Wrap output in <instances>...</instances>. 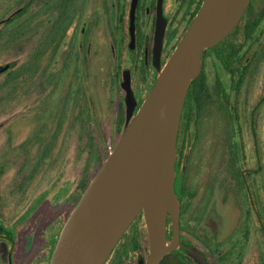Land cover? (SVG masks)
Segmentation results:
<instances>
[{
    "label": "flooded vegetation",
    "instance_id": "1",
    "mask_svg": "<svg viewBox=\"0 0 264 264\" xmlns=\"http://www.w3.org/2000/svg\"><path fill=\"white\" fill-rule=\"evenodd\" d=\"M22 2L18 13L0 20V33L9 29L14 47L28 48L5 60L2 65H14L0 74V264H50L69 215L109 155L91 116L83 170L80 139L68 140L66 150L68 112L79 106L85 85H67V71L74 64L83 74L104 43L110 91L122 95L121 135L124 78L137 111L204 0ZM24 29L23 46L17 38ZM205 51L178 133L180 210L176 225L171 215L167 219V237L176 248L160 264H200L195 257L202 264H264V0H250L235 29ZM72 123L81 136V107ZM139 219L144 226L132 240L141 247L118 252ZM124 236L105 264H145L143 214Z\"/></svg>",
    "mask_w": 264,
    "mask_h": 264
},
{
    "label": "water",
    "instance_id": "2",
    "mask_svg": "<svg viewBox=\"0 0 264 264\" xmlns=\"http://www.w3.org/2000/svg\"><path fill=\"white\" fill-rule=\"evenodd\" d=\"M249 2L204 0L137 111L130 82L124 78L127 109L122 133L69 215L50 264H105L141 214L149 238L145 264H160L176 248L167 237V219L171 215L176 225L180 210L176 155L186 98L202 71L204 51L235 29ZM161 37L160 32L157 58ZM13 65L0 64V74Z\"/></svg>",
    "mask_w": 264,
    "mask_h": 264
},
{
    "label": "rangeland",
    "instance_id": "3",
    "mask_svg": "<svg viewBox=\"0 0 264 264\" xmlns=\"http://www.w3.org/2000/svg\"><path fill=\"white\" fill-rule=\"evenodd\" d=\"M21 1L22 0H0V20L4 18L3 20L6 21L7 19L13 17L16 13H18V11L23 7H25L26 2L23 4V2L20 3ZM55 7H57V5ZM23 17L25 19L26 15H24ZM24 34L25 29L21 31L17 39H20ZM45 34L46 33L44 31L42 36H44ZM11 37L12 35L9 29L2 30V32L0 33V64L5 63L4 61L9 59L11 56H14V54H22V52L24 53L28 50L26 46L25 48L21 49H17L16 47H14V44L16 43H14L15 40H12ZM21 39L24 46L26 44V39L24 37H22ZM99 46L100 52L97 47L98 53L94 57L93 64L91 65V67L88 66V69H85L83 74H76V68H73L74 64L72 67L73 69L71 68V70L67 71V85L71 86L78 82L85 84L83 85V91L77 96L79 106L73 105L68 112V115L70 116L67 119L66 123L67 144L65 143L66 150H68V140L74 139L75 137L76 140L80 139L82 170L85 166L87 158L89 157V148L87 146V142L89 141L90 135L88 125V121H90L91 119L90 116L94 118V133L97 135L99 142L103 148L107 147L109 144H115L116 146L120 138V134L117 132V120L118 112L120 109L119 106L122 101V95H119L115 91H110L109 82L107 80L106 63L104 61L107 51L104 43L100 44L99 42ZM68 92L70 91H67V94ZM80 107L82 109L83 118L86 122V127L81 131V136L78 135L79 133H75V130H79V128L72 126L73 116L78 113V109ZM71 151L72 148L70 151H66L67 155L73 152ZM141 226H144V222L139 219L136 221L135 226L131 227L127 235H125L123 240L120 242L118 252H126L128 251V249L137 248L138 245L141 247V244H139V242H134L132 240L135 233L141 230ZM140 251H138V254L141 253ZM131 257V262L135 263L137 259L133 256Z\"/></svg>",
    "mask_w": 264,
    "mask_h": 264
},
{
    "label": "trees",
    "instance_id": "4",
    "mask_svg": "<svg viewBox=\"0 0 264 264\" xmlns=\"http://www.w3.org/2000/svg\"><path fill=\"white\" fill-rule=\"evenodd\" d=\"M204 52H206V51H204ZM201 78V76L199 75V77L197 78V79H195V80H193L192 81V83H191V87H190V89L194 86V84H196V82H198V80ZM189 95H190V93H189ZM124 121H123V118H121V120L119 121V123H118V129H119V131L122 133V127L124 126L123 124L125 123H123ZM169 257H167V259H168ZM166 260V259H165Z\"/></svg>",
    "mask_w": 264,
    "mask_h": 264
},
{
    "label": "built area",
    "instance_id": "5",
    "mask_svg": "<svg viewBox=\"0 0 264 264\" xmlns=\"http://www.w3.org/2000/svg\"><path fill=\"white\" fill-rule=\"evenodd\" d=\"M108 152L111 153L113 151V145L109 144L107 146Z\"/></svg>",
    "mask_w": 264,
    "mask_h": 264
}]
</instances>
